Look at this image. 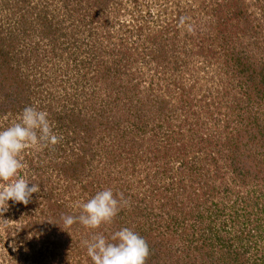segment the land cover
<instances>
[{"label":"rangeland","instance_id":"374dc122","mask_svg":"<svg viewBox=\"0 0 264 264\" xmlns=\"http://www.w3.org/2000/svg\"><path fill=\"white\" fill-rule=\"evenodd\" d=\"M261 72L264 0H0V130L37 106L60 138L22 154L41 191L0 207V264H92L81 241L121 228L146 264H264ZM108 188L110 224L64 228Z\"/></svg>","mask_w":264,"mask_h":264},{"label":"clouds","instance_id":"9594fccd","mask_svg":"<svg viewBox=\"0 0 264 264\" xmlns=\"http://www.w3.org/2000/svg\"><path fill=\"white\" fill-rule=\"evenodd\" d=\"M187 17H181L179 26L184 27ZM192 30L191 24L187 25ZM48 112L37 106L25 107L17 122L0 130V207L9 201L27 205L34 193L41 191L40 185L31 183L21 175L25 167L22 154L29 148L40 150L55 145L59 137L53 131ZM123 204H127L122 193L114 195L112 189L98 191L93 197L79 205L80 215L61 217L64 228L79 223L87 229H99L110 224ZM92 264H146L149 246L146 240L130 228L105 235L98 232L90 240L81 241Z\"/></svg>","mask_w":264,"mask_h":264},{"label":"trees","instance_id":"16d2710c","mask_svg":"<svg viewBox=\"0 0 264 264\" xmlns=\"http://www.w3.org/2000/svg\"><path fill=\"white\" fill-rule=\"evenodd\" d=\"M245 71H247L246 69H244V72ZM260 75H262L261 76V82H263V84H264V73H262L261 72V74ZM258 132H260L261 134H263L264 135V126H260V125H258ZM134 130H136L137 131V134L138 135H140V137H141V140H144V141H146V142H150V144L151 145H155V141H156V139H155V137H153L152 136V134H151V131H150V134H149V138H147V131H146V133H144L143 131H144V127H142V126H140V127H136ZM239 133V135L242 133V131H240V132H238ZM244 133H247V132H245L244 131ZM244 133H242V135H240L239 137V139H241V140H244L247 136H246V134L245 135H243ZM253 134H254V132H252ZM123 135H126V133H122ZM255 135V134H254ZM236 136V135H235ZM234 136V137H235ZM256 136H257V134H256ZM234 137L233 136H229V138H226V140H225V144L223 145H221V147L223 148V147H227V146H230V144H233L234 143ZM260 139H259V141H258V143L256 144V145H258L259 143H260ZM205 144H209V146L211 147V148H213V147H218L217 146V142H216V139L214 138V136H213V134L212 133H206L205 135H202V137H201V145H202V147H204L205 146ZM227 145V146H226ZM237 148L234 150V152H233V154L235 153H237V152H240V150H241V152L243 151L238 145H235ZM142 148H145V147H143V145L141 146V145H139L138 147H135V149L136 150H138V151H140ZM205 148V147H204ZM242 148H244V147H242ZM206 149V148H205ZM129 151H132V150H134V146L132 145L131 146V149H128ZM238 150V151H237ZM232 151H233V149H232ZM212 152H215L216 153V151H209V150H205V152H203V155H205L206 157H208V159H209V161L211 162V163H213V164H215L216 163V158L215 157H213V153ZM123 153V152H122ZM218 153H221V151L219 150L218 152H217V154ZM222 154V153H221ZM167 157H168V155H167ZM169 161V160H168ZM218 163V162H217ZM216 163V166H218V164ZM188 166H189V168L187 169V173H190L191 174V176L193 177V173H194V171L196 170V163H195V161H193L192 163H189V164H187ZM143 171V170H142ZM142 171H137V172H135L136 174H138L139 172H142ZM154 173V172H153ZM190 176V177H191ZM237 254L235 253L234 255L233 254H229V258H231L230 260H231V262L232 263H234V262H236L238 259H240L239 257H238V255L236 256ZM263 256H264V254H263ZM227 260V259H226ZM228 262V261H227ZM237 264H240V262H238Z\"/></svg>","mask_w":264,"mask_h":264}]
</instances>
